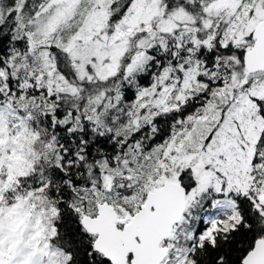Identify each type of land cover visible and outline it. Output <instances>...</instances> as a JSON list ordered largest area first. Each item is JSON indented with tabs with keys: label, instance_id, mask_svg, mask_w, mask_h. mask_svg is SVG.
I'll return each mask as SVG.
<instances>
[{
	"label": "snow or ice",
	"instance_id": "6c2138e0",
	"mask_svg": "<svg viewBox=\"0 0 264 264\" xmlns=\"http://www.w3.org/2000/svg\"><path fill=\"white\" fill-rule=\"evenodd\" d=\"M0 264H264V0H0Z\"/></svg>",
	"mask_w": 264,
	"mask_h": 264
}]
</instances>
